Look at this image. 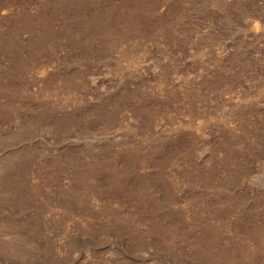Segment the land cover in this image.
Returning a JSON list of instances; mask_svg holds the SVG:
<instances>
[{"label": "rangeland", "instance_id": "obj_1", "mask_svg": "<svg viewBox=\"0 0 264 264\" xmlns=\"http://www.w3.org/2000/svg\"><path fill=\"white\" fill-rule=\"evenodd\" d=\"M0 264H264V0H0Z\"/></svg>", "mask_w": 264, "mask_h": 264}]
</instances>
